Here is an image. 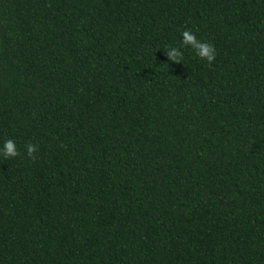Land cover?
Returning <instances> with one entry per match:
<instances>
[{
	"label": "trees",
	"instance_id": "16d2710c",
	"mask_svg": "<svg viewBox=\"0 0 264 264\" xmlns=\"http://www.w3.org/2000/svg\"><path fill=\"white\" fill-rule=\"evenodd\" d=\"M9 137L0 264H264V0H0Z\"/></svg>",
	"mask_w": 264,
	"mask_h": 264
},
{
	"label": "clouds",
	"instance_id": "9594fccd",
	"mask_svg": "<svg viewBox=\"0 0 264 264\" xmlns=\"http://www.w3.org/2000/svg\"><path fill=\"white\" fill-rule=\"evenodd\" d=\"M179 45H165L163 48L165 55L170 61L181 62L184 55V47H190L196 57L207 60L208 62L213 61L215 57V47L212 43L207 40H199L196 37L195 32L185 28L180 33ZM26 155L29 159H35V153L37 151V145L33 143H27L25 145ZM20 155V150L17 147L15 140L12 138L0 139V158L9 160Z\"/></svg>",
	"mask_w": 264,
	"mask_h": 264
}]
</instances>
